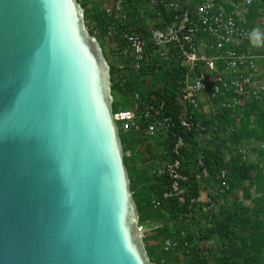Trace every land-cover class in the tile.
Masks as SVG:
<instances>
[{
	"label": "water",
	"instance_id": "95a60500",
	"mask_svg": "<svg viewBox=\"0 0 264 264\" xmlns=\"http://www.w3.org/2000/svg\"><path fill=\"white\" fill-rule=\"evenodd\" d=\"M76 0H0V264H152Z\"/></svg>",
	"mask_w": 264,
	"mask_h": 264
},
{
	"label": "trees",
	"instance_id": "16d2710c",
	"mask_svg": "<svg viewBox=\"0 0 264 264\" xmlns=\"http://www.w3.org/2000/svg\"><path fill=\"white\" fill-rule=\"evenodd\" d=\"M76 1L83 10L85 25L89 22L94 24V31H89L90 36L96 40L104 39L109 22L104 11L92 7L91 2L94 0ZM122 1L129 19L126 27L131 31L146 33L147 24L139 19L138 7L142 2V7L148 8L153 0ZM156 13H159L160 19L168 21L169 17L162 9L156 8ZM260 16H264V0H252L245 20L249 25H254L253 23ZM150 18L152 19L153 16L150 15ZM260 67L263 72L261 77L264 78V62ZM127 70L131 72L130 77L121 83L115 76L116 70L109 67L110 92L113 98L112 113L130 108L132 98L137 94L142 103L164 102L165 115L171 116L175 123L164 139H160V136L147 139L143 138L142 132L141 134L122 133L118 129L123 149V164L139 217L138 225L143 226L153 220H168L172 225L171 229L164 227L158 230L163 237L160 243H148L143 238L145 252L150 262L205 264L204 251L198 245V242H204L212 243L213 247L216 244L215 248L223 250L222 253L221 250H213L215 264H264V98L261 103L245 105L240 115H237L238 122L236 114L219 108L208 116L202 112L192 114L188 109L187 117H191L192 122H201L206 129L203 133L205 141H201L196 132H187L181 128L178 120L184 114V107L177 101L178 90L184 81V69L172 61L163 63L157 57H150L149 63L142 66L138 73H133L130 68ZM196 72L199 70L197 69ZM152 97L154 100L151 99ZM230 129L232 132L229 131ZM178 137L185 142V147L177 157L184 171L190 173L193 169L189 167L195 165L197 158L200 157L210 175L209 180L205 182H213L216 173L221 170L227 173L229 192L215 199V205L219 202H223V205H220L217 213L213 212L208 224L203 223L202 219L205 215L200 212H198L199 216L194 218L196 207L189 205V200L198 197L200 192V184L194 179V174L187 184L185 204L180 205L175 199H171L161 201L160 207L156 210L151 207V202L160 199L162 193L166 191L168 181L166 178L159 180L152 178L149 170L154 165L140 168L137 160L142 155V149L150 154L148 158H152L153 148L150 140L156 142L159 150L161 148L162 152H166L163 157L160 150V154L155 155L153 159L161 161L172 159L174 155L171 153V148ZM256 144L258 147L253 151L248 148L249 145L256 146ZM250 153H255L254 160L250 158ZM242 184L255 189L256 199L247 192L243 195V201L235 199L230 206H227L232 192ZM246 202L249 204L246 205ZM167 240L175 242L177 247L165 252L163 244ZM208 252L211 253L210 250Z\"/></svg>",
	"mask_w": 264,
	"mask_h": 264
},
{
	"label": "built area",
	"instance_id": "2783aa9c",
	"mask_svg": "<svg viewBox=\"0 0 264 264\" xmlns=\"http://www.w3.org/2000/svg\"><path fill=\"white\" fill-rule=\"evenodd\" d=\"M251 4L252 0H153L148 11L154 22L148 18L150 24H147L146 33H141L126 27L129 19L123 1L109 0L103 8L109 19L104 39L114 60L117 81L124 83L130 77L131 72L127 68L138 73L149 63L150 57H157L163 63H177L185 70L184 81L177 94L178 104L184 107V114L178 118L180 126L187 132H196L203 140L206 129L201 122H192L191 117H187L188 109L192 114H204L203 104L209 103L215 110L219 108L237 117L245 105L261 103L264 98V78L260 67L264 62V45L256 47L249 39L253 28H259L264 34V16H260L254 25H249L245 15ZM156 8L168 15V21L160 19ZM131 104L130 108L113 114V121L120 132H142L143 138L160 136L164 139L175 126L173 118L165 115L164 102L142 103L135 94ZM236 121H239L238 117ZM229 131L232 132L231 129ZM150 143L152 148L156 147L154 140ZM184 147V140L178 137L171 148L172 159H155L149 175L157 180L166 178L168 187L160 199L151 202V207L156 210L161 201L171 199L180 205L185 204L187 184L194 174V179L200 184V192L198 197L189 200V205L196 207L194 218L200 212L205 215L203 223L208 224L215 209V199L229 192V179L226 171L221 170L213 182H205L210 175L200 157L195 165L189 167L193 172L184 171L177 158ZM157 150V155L160 150L161 156L166 155L161 148ZM137 230L144 235L146 228L138 225ZM176 247L177 244L169 240L163 244L165 252Z\"/></svg>",
	"mask_w": 264,
	"mask_h": 264
},
{
	"label": "rangeland",
	"instance_id": "374dc122",
	"mask_svg": "<svg viewBox=\"0 0 264 264\" xmlns=\"http://www.w3.org/2000/svg\"><path fill=\"white\" fill-rule=\"evenodd\" d=\"M91 3H92V7H96L98 9H100V10H103L104 6L106 5L103 0H94V2H91ZM141 4H142V2H141ZM141 4L138 7V9H139L138 11L139 12L140 11L141 12L147 11V12H145V14H148V12H149L148 8H145V6L142 7ZM146 18H147V16H146ZM85 26H87L86 30L89 32V31L93 30L94 24L89 22ZM93 34L96 35L95 32H93ZM97 42L99 43V45H100V47L102 49V53H103V56H104L107 64L109 65V67H113L114 60L112 58V55L110 54V50H109V48L107 46V43H106L105 39H97ZM262 75H263V72H261V76ZM116 101L119 102L118 99H116ZM202 109H203L204 115L208 116V115H211V113H213V111L215 110V107L210 105L209 103H204ZM203 140H204V138H203ZM203 140L201 139V141H203ZM256 147H258V144H256V146H252V145L248 146V148H250L251 151H253V149H256ZM246 151H248V150H246ZM157 153H158V150H157L156 147H154L152 149V155H151V157H152L151 159L152 160H150V159H147L150 154L144 152V150L142 149V155L140 156V159L137 160L138 167H140V168H148V167L153 166V165L155 166V159H153V158H155V155H157ZM254 154L250 153V158L253 159V160L255 159V155ZM247 192L249 194H251L254 199H256L257 194L255 193V189L252 188V187H248L245 184H242L240 187H238V189H236V190H234L232 192V194H231V196H230V198H229V200H228L226 205L230 206L235 199H241L243 201L244 200L243 199V195L245 193H247ZM219 203L215 205L214 213H217V211L219 210L220 205H223V202H219ZM248 204L249 203L246 202V205H248ZM202 221H203V219H202ZM144 226L146 228L145 233L143 235L144 236L143 237L144 240L146 242H148V243H160L162 241L161 239L163 237H162V235H160L158 230L164 229V227L167 228V229H171L170 227L172 225H171L170 222H168V220H155V221L153 220V221H150V222L144 224ZM198 243H199L198 244L199 247L204 251V255H205V259H206V263L205 264H215L214 261H213V258H214L213 252L215 250H218V251L221 250V253H222L223 250L219 249V248H215L216 244L213 247L212 243H204V242H201V243L198 242ZM209 250L211 251V253L208 252Z\"/></svg>",
	"mask_w": 264,
	"mask_h": 264
},
{
	"label": "clouds",
	"instance_id": "9594fccd",
	"mask_svg": "<svg viewBox=\"0 0 264 264\" xmlns=\"http://www.w3.org/2000/svg\"><path fill=\"white\" fill-rule=\"evenodd\" d=\"M249 39L256 47L264 45V34L261 33L259 28H253L252 32L249 33Z\"/></svg>",
	"mask_w": 264,
	"mask_h": 264
},
{
	"label": "crops",
	"instance_id": "0c3cea01",
	"mask_svg": "<svg viewBox=\"0 0 264 264\" xmlns=\"http://www.w3.org/2000/svg\"><path fill=\"white\" fill-rule=\"evenodd\" d=\"M104 2H105V4H107L108 2H109V0H103ZM145 12H147V11H143V12H139L138 13V16H139V19H142L141 21L143 22V21H145V24H150V22L148 21V19L147 18H149V20L151 19L150 18V12H148V14H145ZM152 15V14H151ZM146 16H147V18H146ZM151 21V20H150ZM152 22H154V19L152 18ZM147 158V157H146ZM147 159H150V160H152L151 158H147Z\"/></svg>",
	"mask_w": 264,
	"mask_h": 264
}]
</instances>
